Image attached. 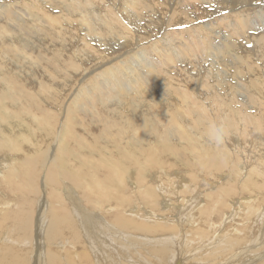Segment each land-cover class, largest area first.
I'll return each instance as SVG.
<instances>
[{"label": "bare ground", "instance_id": "6f19581e", "mask_svg": "<svg viewBox=\"0 0 264 264\" xmlns=\"http://www.w3.org/2000/svg\"><path fill=\"white\" fill-rule=\"evenodd\" d=\"M47 1L49 3L55 5L57 8L59 7V9H60L59 11L61 12V15H59V18L57 20L55 18H52L51 16H50V19L54 23L58 24V27H60V26L62 27L63 25H66L67 22L64 20V18L69 17V16H67V13H69V12L66 13V11L71 10L74 7V5H72L70 2H66V1L63 2V0H47ZM92 1H94V0H92ZM144 1H146V0H144ZM211 1H216V0H178L177 4H179V6H181L180 8L184 11V13H185V11H189L190 13H192V12H195V13L200 12L201 13L203 11H207L206 7H207V5H209V3H211ZM223 1L227 2V0H223ZM232 1L230 2V4L232 3ZM258 1L261 2V0H258ZM76 2H78V1H76ZM89 2H91V1H89ZM136 2L139 3L141 1L140 0H132L131 3L128 2V4H130V6L133 5L132 8H134V4ZM147 2L151 3V0L147 1ZM154 2H156V1H153V3ZM159 2H156V5ZM30 3H31L30 0L29 1L26 0L24 2V5L27 6V8H28V5ZM32 3L33 4H39V0H32ZM110 3H112V2H110ZM122 3L124 4V2H122ZM142 3H144V2H142ZM168 3L169 4H167V5H170L169 6L170 8H175L176 10L178 8V11H181L177 4L176 5L178 7H174L173 4H171V0H168ZM242 3L243 4L246 3L247 8H250L249 5H252V2L250 0H243ZM1 4L5 5V3H0V12H6L7 11L10 14H12L11 12L15 13V9L14 8H13L14 10L11 9V6H13V7L16 6L14 3L10 2L9 6L8 5L1 6ZM135 5H137V4H135ZM96 6H98V5H96ZM96 6H95V8H96ZM123 6L125 7V5H123ZM159 6H158V8H159ZM112 7H113V5H112ZM85 8H86V6L84 7L83 10H85ZM135 8H137V7H135ZM247 8H245L244 10L247 11ZM25 9H26V7H25ZM91 9H93V8H91ZM125 9L127 10V8H125ZM122 10H123V7H122ZM236 10H238V8ZM26 11H28V10H26ZM90 11L92 13V11L94 12V9L90 10ZM108 11H109V9H108ZM250 11H251V9H250ZM250 11H247L246 15L243 13V10L238 11L237 13H233V15H231V16H230V14L222 15V17L219 20L215 21L216 25L211 26L209 29L206 28L203 24H201V25L199 24V25H193V28L191 26L185 27V28H187L186 30H189V31H184V29L178 31V28H175L173 26V24L174 25L180 24V23H182V21L174 22L171 20V22H170L171 24L174 22L172 25L169 24L168 22L165 24L162 23L165 25L166 30H168V29L171 30L170 31L171 33H177L179 35H182L183 33L187 32L189 34L187 36H189V37H187L186 40H189V41L186 42L187 44L184 46L182 44H179V45L176 44L178 47L181 46L183 48V49H179V50L177 49L178 51L175 48H174V51H169L168 48L161 49L160 47H162L163 45H160V43H157L155 41H152V42L150 41V43L147 45L143 44L144 46H142L140 49L144 50V51H140L139 53L146 54V57H147L146 60L147 61H146V63H145V61L143 63L146 64L144 66L147 67L149 70V74L151 76V78L149 80H152L153 82H155L157 84L159 83L160 86H168L172 82V77L168 74L169 65L175 63V61H176L175 60L176 57L174 55V52H176L180 55L186 56V57H193V56H195L196 53L206 52V50L209 51L210 49H212L210 37H214V29L232 26L233 24H236L237 26L233 28L232 32L226 34L227 37H224L223 41H220L219 45L216 46L215 49L220 54L221 57H226L228 59L227 62H223V66H224V68H226V70L225 69L224 70L226 72L233 70L232 72H230L231 76L234 79H236V78L241 79V75H242L241 67H242V65L245 64L247 67H250V68H254V65L253 64L248 65V64H250L249 57H246L243 54H241L239 57L233 56L230 53V48H231L232 44L229 43L227 40L230 37L237 38L241 34L240 31L238 30L239 24L242 21L248 19L247 15L250 13ZM122 12H124V11H122ZM130 12L131 11H129V13ZM203 13H206V12H203ZM262 13H264V12H262ZM85 14H87V12ZM106 14H107V12H106ZM112 15L110 16L113 18L112 21L116 20L115 19L116 15L115 16H114V14H112ZM128 15L130 16V14H128ZM128 15L126 14V16H128ZM133 15H135V16H132V19L135 22L139 18H141V16L144 15L143 8L140 7L138 10H135ZM35 16H36V14H35ZM86 16H88V15H86ZM160 16H158V17H160ZM93 17H95V16H93ZM147 17H148V15H147ZM16 18H18V17H16ZM61 18L63 20H60ZM80 18H82V17H80ZM126 18L124 17L122 21L127 20V22H128L129 17L127 19ZM162 18H164V17H162ZM142 19H144V17H142ZM168 19H169V17H168ZM170 19H173V18L171 17ZM47 20H48V18H47ZM153 20H155V19H153ZM43 21H46V20L44 19ZM161 21H163V20H161ZM107 22H109V21H107ZM150 22L152 23V21H150ZM163 22H165V21H163ZM185 22H189V21H187V19H186ZM131 23H133V22H131ZM103 24H106V23H103ZM113 24H115V23H113ZM50 26L52 27L54 25H50ZM134 26H136V25H134ZM61 27H60V29H61ZM112 27H114V25ZM188 27H191V28H188ZM54 28H56V27H54ZM87 28H88L87 30L92 32V35L94 34V36H97V38H98L100 32L98 30L97 31L99 33L93 32V31H96L95 30L96 27L94 29H92V26L90 24ZM118 28H120V27L118 26ZM104 29H105V30H103L104 36L108 37L109 35L112 34V28L109 26V23H108V25H106V28H104ZM122 29L124 31V36H125L126 42H127L128 38L131 37V36H129V35H131V34H129L130 31L128 30V32H127L125 28H122ZM129 29H131V28L129 27ZM22 30L25 32L28 29L25 28ZM114 30H116V29H114ZM143 30L145 31L146 29H143ZM7 31L8 30L5 29V27L3 29L2 26H0V177H1L0 185H2V189H3V191H0V264H200L197 260V249H202V248H203V250L200 251V258L202 260L201 264H207V263L208 264H226L224 262H218L217 261V255H216V254H218V256L219 255L224 256L228 250L227 244H224V245L222 244V237H224L225 239H233L236 237H241V238L245 239L247 235L248 236L253 235V237L255 235L264 236L263 235L264 226L262 223H260L258 225H257V223H254L255 226L252 228L239 227L240 225L242 226V224H240L242 221L240 219H238L236 217V215L240 211L241 204H236V205L231 206L230 211L228 213L224 214L225 216L223 219L220 220V218H219L218 222L217 221L213 222L210 220V216L205 217V215H206L205 212L208 213V210L206 209L207 204H203L202 206L197 207L199 200H201V199H199V200H193L192 201L193 202L192 209L193 208L195 209V207L199 208L198 212L194 215V217L196 219H193L194 217L191 215V210L189 213H187V209H185V211H183L184 213L186 212L184 217L186 218L187 216H189V217H187L189 219L191 216V219H190V221H188L185 218H183V220L185 219L192 226L191 227L189 225L191 227V231L189 234H192L191 236H193V237H195L194 235L197 234L198 237H200V239L197 237L199 239V241H196L197 245L200 242H202V240H203L205 245H202L200 248H197V245L194 248L190 247L191 245L192 246L195 245V243L193 241L192 242L194 244L193 243L191 244L190 242L188 243L190 237L188 238V241L185 242L186 239H184V238L186 237L185 235L187 232H184L185 226L183 227L182 225H180V221L178 220V219H180V215H183V212L180 211V213L175 218L176 220L174 218H173V221L162 220L164 217L162 218L160 215L157 214V211L153 210V209L161 210L158 207L159 206L158 205V198H157L156 192L154 191L155 190L154 186L148 185L147 179L144 176L145 174H147V172L144 170L148 167H149V169H150V167H157V168L161 169V168H164L165 166H168V168L173 169L175 167L178 168L179 166L180 167H182V166H190L191 167L192 166V161L191 162L188 161V160H190V158L187 160L185 157V159H184V155L182 156L183 162H181L182 158H181L180 154L184 152L183 149H185V148H184V146L179 144L181 142L179 141L180 139H178V137L181 138V132L182 131L186 132V131L190 130V132L193 135L198 133L199 134L198 137L200 138L199 139L200 142H203V143L206 142L205 140L203 141L201 136L202 135L206 136V128H208V127L203 126V128L201 130H197L193 126L187 125L189 127V130L185 129V123H184L185 120L178 118L179 108L182 109L185 113H187L188 119L190 121H192L193 124H196V127H198L199 125H204V123L199 124L200 121H206L208 123V125L213 121H224V122H226L228 129L235 128L237 131L240 132V133H238L236 131L235 133H238V135H241L245 138L246 146H247V142L252 143V141H254V140L257 142H262V140L259 137H257V135L253 134V129L249 130L248 128H243L246 121H247V117H246V115L239 112V110H237L234 107L233 99L235 98L236 90L232 87L233 85L229 81L219 79V78L215 79L214 85L222 87V88H227L230 92V97H228L227 99H224L225 97H223L221 102L217 105L216 101L220 98V96H217V95L211 96L210 99L213 100L217 105L216 115L215 116L207 115V111L205 108L207 105H205L203 102H201L198 99V97L193 95V93L190 91L189 83H185L184 85H182L185 88V90L183 91L182 94H179V96H180L179 103L181 105L178 107V105L176 103H174V101H165V100H161L158 97L152 101L148 100L149 99L148 95L143 90L145 87L144 78L141 77L139 72H135L134 73V81L131 83V86L133 88H137L139 91L135 96L129 97L127 95V93H128V89L126 88L127 86L125 84H123L122 82H120V84H118V82H115V81L112 82V79H111V78H113L115 80L117 78V73L123 69L122 66L119 65L120 62H122V60H117V61H119V62H117L118 63L117 65H116V63H115V65L112 63V64L105 66V68L100 70L99 73L97 71L98 77H95V79H93L92 81L91 80L89 82L87 81L88 83H86V85L84 84L83 87H79L77 89L76 93L74 94V97L71 98L72 100L70 101V106H67V108L69 107L67 110L68 115H66L65 119H63V117H64V115H63V117H61L62 120H60V124L58 125L57 122L59 121V119H58L59 116L56 114L54 115V113H51L50 110H47L45 108V106H44L45 100L42 97H40L41 95H37V93H36L37 89H36V91H34L32 89L33 85L31 86V84L25 85V84H19L18 83L20 78H21L20 73L18 71L19 66H21L19 64H21V60H27L28 61L27 57H26V59L24 58L25 55H23L24 53H22V51L27 50L24 45H28V41H30V40L24 38V36L26 34L21 32V31H16L15 33H12L11 35H9V33L6 34L5 32H7ZM61 31H62V29H61ZM66 31H68V30H66ZM138 31H140V30H138ZM44 32L47 33V35H46L47 39L48 38L53 39V37H54L53 32L54 31L52 32L51 30H48L46 32V30H45ZM170 32L168 33V35H170ZM72 33H73V31H72ZM88 33L87 34L84 33V34L87 36ZM137 33H138V36L143 37V33L142 34L140 33L141 35H139V32H137ZM151 33H154V31H152ZM28 34H30V31L28 32ZM243 34L245 35V32H243ZM31 35L33 37L36 36L33 33ZM133 35H134V33H133ZM165 35H167V31H166ZM168 35L166 37H169ZM70 36H71V34H70ZM82 36H84V35H82ZM137 38H139V37H137ZM149 38H150V36H149ZM184 38H186V37H184L182 35L180 40L182 41V40H184ZM255 38H256L255 40H259L262 43L264 41V35H262V34H261V36L255 37ZM75 39H76V37H75ZM100 39H99V43H100ZM135 39L136 38H133V40H135ZM31 40H33V38ZM68 40L70 41V39H68ZM92 40H93V38H92ZM121 40L123 42L125 41L124 39H121ZM138 40L140 41L141 39H138ZM160 40H162V39H160ZM165 40L167 41L166 38H165ZM41 41H42V38H41ZM14 42H16V43H14ZM158 42H159V40H158ZM261 42H259V45ZM32 43H34V42L32 41ZM41 43H43V42H41ZM114 43H116V42H114ZM132 43H133V41H132ZM174 43H173V45H174ZM262 43H261V45H262ZM85 44H84V46H85ZM117 44H120V43H117ZM138 44L139 43L137 42V46H138ZM50 45H52L51 41H50ZM129 45H130V43H129ZM133 45H135V44L133 43ZM47 46H49V45H47ZM52 46H54V44ZM86 46H91V44L86 45ZM99 46H100V44H99ZM111 46L112 45H110V47ZM126 46H124V48H126ZM130 46L132 47V45H130ZM91 48L94 49V47H91ZM91 48H90V50H91ZM96 48H98V47H96ZM159 48H160V50H159ZM43 49H44V47H43ZM98 49H100V48H98ZM107 49H109V48H107ZM62 50H63V48H62ZM79 50H82V49L79 48ZM79 50H78V52H79ZM41 51H42V49H41ZM41 51H39V53ZM86 51H87V48H86ZM109 51L111 52V50H108L106 52L104 51V53L102 51V54L107 55L109 53ZM119 51H121V50H119ZM48 52H49V54H52V52L51 53H50V51H48ZM56 52H54V53H56ZM88 52H90V51H88ZM100 52H101V50H100ZM115 52H117V54H119L118 51H115ZM94 53H96V52H94ZM137 53H134V56H136L135 54H137ZM68 54L70 55L72 53L70 52ZM45 55H46V53H45ZM69 55H68V57H70ZM77 55H78V53H77ZM93 56H95V55H93ZM111 56H113V55H111ZM152 56H156V57H154V59L155 60L157 59L158 63H155V60L152 58ZM84 57L82 59H84ZM39 58H41V57H38V59ZM44 58H46V57H44ZM47 58H49V60H50V57H47ZM123 58L124 57H122V59ZM94 59H96V56ZM110 60H112V59H110ZM157 60H156V62H157ZM41 61H39V62H41ZM74 61H75V59H74ZM100 61H103V60H100ZM75 62H77V61H75ZM84 62H87V61L85 60ZM126 62H124V63H126ZM133 62H134V60L132 62H130V64H132ZM98 63H100V62H98ZM103 63H104V61H103ZM124 63H122V64H124ZM98 66H99V64H98ZM74 67H75V65H73V68ZM100 67L102 68V66H100ZM26 68H27V66H26ZM75 68H77V67H75ZM83 68L87 69V67H83ZM55 69H57V68H55ZM55 69H53V70L55 71ZM59 70H62V69H59ZM34 71H36V70H33V72ZM48 71H49V74H51L50 71H52V70H48ZM54 71L52 73H54ZM86 71L88 72V69ZM88 74H90V73H88ZM144 74H146V73H144ZM43 75H45V74H43ZM164 75L167 76V78L169 79V84H167L168 79L166 81H164L162 79ZM261 75H262V72L260 71V76ZM88 76H90V75H88ZM88 76H86V77H88ZM23 77H25V76L23 75ZM90 77H92V75ZM31 78H33V77H31ZM39 78H41V77H39ZM47 78L49 79V77H47ZM35 79H36V77H35ZM37 79H38V77H37ZM48 79H46V80H48ZM104 81H106L110 85L113 84L112 87L108 88L107 93H110L111 95L117 94V93H119V94H118L116 99L112 100V103L114 102V105H115V106H113L114 107L113 112L106 110L108 107V106H106V104H105V107H106L105 110L106 111L104 110L102 112V114H101V112L97 111V112H99L98 115L104 116L103 119H101V118L99 119V121L101 122V125H103V126L100 128V126L98 124H96L94 128H95L96 132H98V134L99 133H103V134L101 135V137L99 136V138H97V136H96V138H93V141L96 139L95 142L97 144L96 143L91 144V143H89L88 140H86V137L83 136L82 129H81V131L78 130L77 128L75 129L77 124H74L75 122H72V118H73V114H74L73 112L76 111L77 108L82 107L81 104L87 102L88 100H93L95 97V94H94L95 91H99L102 88H106L104 86V83H103ZM250 82L252 83V85H251L252 90H249V91H251L252 97H254L255 99L253 100V98L249 96L248 99H244L242 102L245 106H248L251 104V105H254L258 110H262V109H264V107H261V106H264V98H263V100H259L257 98L260 94L264 95V83L261 82L260 77H256V78L252 79ZM50 83H51V81H50ZM50 83H48V84H50ZM239 83L242 84L241 80ZM35 86H37V84ZM43 86H45V85H43ZM39 88H38L39 89L38 92H40V91L42 92V90L44 89L41 86H39ZM21 97H23L26 100V101L24 100L25 106L27 105L29 107L30 106L33 107L31 109L34 112H39L40 114L38 116H34L33 114L30 115L26 111V109L28 110L29 107L28 108L25 107L26 109H23V107H22V106H24L23 103H22V105L19 106V103L23 99ZM55 97H54L55 101L58 99L59 104H61L64 101V97H58L57 94L55 95ZM90 98H92V99H90ZM97 99H98L97 102H99L100 105H103V103L105 102V100H103L102 97H97ZM172 102L174 104H172ZM171 105H177L176 109H174V106H171ZM52 111H54V110H52ZM150 112H152L151 116L149 114ZM164 112L168 115V117L164 116ZM71 113H73V114H71ZM174 114H176V115L174 116ZM28 115H29V117H32L31 119H29L31 123L38 121V120L46 119V118L48 120V118L54 117V120H53L54 124L55 125L57 124L62 129V130L60 129L61 130L60 135L59 134L57 135L55 144H57V146L60 147V153L61 154L62 153L67 154V159L69 161L62 162V160L61 161L58 160L59 156H56V155H55L56 157H54L53 159H51L52 156L51 157L46 156L47 155L46 153L48 151V145L50 144L51 140L54 138L53 137V130H51L50 132H46V130H45L46 125H45L41 129L37 130L36 134H34V136H33L32 131L34 130V127L35 128L37 127V123L34 125L32 124L34 126L33 128L30 127L29 122H26L27 121L26 118H28L27 117ZM55 117L57 118V120L55 119ZM79 118H80V116H79ZM251 118H252V116L249 115L248 120H251ZM80 121H82V120H80ZM50 122H51V120H50ZM47 127H49V126H47ZM94 128H92L93 131H94ZM83 129L86 130L87 128L84 127ZM88 129H89V127H88ZM258 129L264 131V127H259ZM116 131H117L118 135L115 134ZM110 132H111V135L106 136V133H110ZM86 135L87 136L88 135L95 136L94 133L92 134L91 132L87 133ZM193 135H191V134L189 135V133L186 132L187 143H188L189 147H191V146L194 147L193 143L196 141L195 138H198V137H195L196 135L194 136L195 137L194 138ZM60 136H61V138L59 139ZM66 137H68L71 140V141H69V143H72V148L75 145V150H76L75 153H72V151H71L72 148H69L70 146L69 147L67 146L68 139ZM115 137L120 138V141H117V140L109 141V138H115ZM183 137H185V133H184ZM88 138H89V136H88ZM184 141H186V140H184ZM198 143H199V141H198ZM254 143L255 142H253L252 144H254ZM237 144H243V142H240V143L233 142V143L229 144V146L231 148L236 149L235 147ZM262 144H263V142H262ZM196 145H197V142H196ZM53 146H55V145H53ZM226 146H228V145H226ZM257 147H259V146H257ZM231 148H230V150H231ZM57 149H59V148H57ZM189 149H191V148H189ZM197 150H194L195 152L197 151L196 155H195V158L197 157V159H195L192 156L195 159V160H193V162L198 160L199 163L197 162L198 164H196V166L200 167V169L202 167L203 171L207 168L209 169V167H211L212 169H216V170L217 169L219 170L222 167H228V168H230V170H229L230 173H231V171L235 173V168L233 167V165L231 166L228 162V161H230V155H229V149H227V147H223V148H214L213 147V148H211L210 146L205 147V145L199 144ZM236 150L234 151V153L236 152ZM246 150H247V147H246ZM4 151L5 152L9 151V152H13V153L17 154L18 155V158L16 156L17 164H14L13 163L14 161H12V162L9 161L8 163L3 161L4 156L5 157L8 156L7 154L4 153ZM3 153L5 154L4 156L2 155ZM58 153L59 152H57L56 154H58ZM232 153H233V151H232ZM94 155H96V156H94ZM113 156H115V157L113 158ZM62 157H63V155H61L60 158H62ZM48 158H49V160H46ZM246 158H247V154H246ZM93 160L95 161L94 163H93ZM242 162H244V161H242ZM248 162L250 163L249 164V171H251L252 173L248 177L246 175L247 183L249 186L256 188V187L262 185V183L259 180H257V178L260 179L262 177L261 169H263L262 167H264V166H262L261 169H260V167H254L253 163H251V159H245L246 167L248 166L247 165ZM194 163H196V162H194ZM243 165H244V163H243ZM132 166H134V167L137 166V167H135L137 169V178H135L136 181L133 179V177H132V179L130 178L131 175H133V174H131L129 172L130 171L133 172V170H130L129 168ZM190 167H187V169ZM43 169H46V173H43L44 174L43 180L45 181V183H42L41 186H43L44 184H47L50 186L52 191H50L48 193L45 191V189L39 190V187H38L39 196L37 197L36 193H35V189H37L36 180L40 176L41 170L43 171ZM102 169L105 170L107 173L106 174L101 173ZM171 169H170V171H173ZM224 169H226V168H224ZM192 170H193V168H192ZM198 170H197V172H198ZM241 170H243V169H241ZM193 171H196V170H193ZM229 171H227V173ZM162 172H165V171L163 170ZM162 172H161V174L163 176H165L166 174H163ZM168 172H169V170H168ZM213 172L215 173V171H213ZM222 172H223V170H222ZM206 173L207 172H205V175H206ZM224 173H226V172H224ZM194 174L198 175L199 172L198 173L194 172ZM199 175H201V174H199ZM240 175H241V173H240ZM231 176H232V174H231ZM166 178H169V177H166ZM225 179H226V177H225ZM63 182L65 184H67L66 187H62L64 185ZM129 184H131L133 189H134V187L137 186L138 195L136 196V198H134L132 196L133 194L131 195V193L129 194V193L125 192L126 189L128 188L127 185H129ZM70 185H71V187H70ZM142 186L144 188H142ZM4 187H5V189H4ZM181 187H186V183H181L180 188ZM8 188H9V191L11 193L9 192L8 194L7 193L5 194L4 192L7 191ZM186 188L189 189L190 186H188ZM132 192H133V190H132ZM160 192H162V191H160ZM229 192H232V189H230L229 187H225L224 193L226 194ZM47 193H48V195H47ZM75 193L77 194V197L75 196L76 195ZM61 194L63 195V199H62ZM134 194H135V191H134ZM42 195H43V197H42ZM158 197H160V196H158ZM34 198H35V202L33 205V199ZM81 198L83 199L86 206H88V208H84V206L82 207L80 204H78V203H81V201H82ZM47 199L50 200L51 205H49ZM136 200H139L142 205L145 203V205H143V206L149 208L150 211H141L142 213H139L138 209L140 208V206L136 203ZM67 201L71 202L73 206L69 205V203H67ZM11 203L15 204V206H16L15 209H11ZM215 203L222 204V200L217 201ZM61 204H63V207L60 206ZM159 204H160V202H159ZM176 204H177V202H176ZM32 205H33V209H32L33 215L31 216V219L29 220V218L26 217L27 216L26 213L30 212ZM165 205L166 204L164 203L163 206H161L162 209H164V210L168 207ZM41 206H42V209L37 214L36 212L38 209L41 208ZM169 206L172 207L173 205L171 206V204H170ZM186 207H187V205H186ZM263 211H264V209H263ZM97 213H99L102 216V218H100V216H98ZM257 215H259V213ZM237 216H239V215H237ZM229 218H231L234 221V223L236 224V226L239 227L240 229H237L235 232H230V231L227 232L230 227L232 228V226L230 224L231 220H229ZM195 221H197V224H195ZM166 223H168V224H166ZM175 224H177L178 227L175 226ZM183 224L186 225L185 223H183ZM193 224H195V225H193ZM248 224H250V222ZM190 227H188V229ZM209 230H212L213 233L216 232V230H217V234L220 233L221 235L214 236L211 232H209ZM134 233H136V235H134ZM192 239L195 241V238H192ZM229 241L230 240H228V242ZM187 245H188V247H187ZM189 247L191 249H189ZM263 253H264V251H263ZM263 257H264V254L260 255L256 259H262ZM232 263L233 264H236V263L246 264L241 260V256H235L230 264H232Z\"/></svg>", "mask_w": 264, "mask_h": 264}, {"label": "rangeland", "instance_id": "374dc122", "mask_svg": "<svg viewBox=\"0 0 264 264\" xmlns=\"http://www.w3.org/2000/svg\"><path fill=\"white\" fill-rule=\"evenodd\" d=\"M25 1L26 0H1L0 3H5V5L1 4V6H6V5L9 6L10 2H12L14 4L16 2L17 3L15 4L16 5L15 7L11 6V9H13V8L15 9V13L11 12L12 14H10L6 10H5L6 12H0V26H2L3 29L5 27V29L8 30L7 32H5L6 34L9 33V35H11L12 33H15L16 31H21V32L26 34L24 36V38L30 40V41L27 40L28 45H24L27 50L22 51V53H24L23 55H25L24 58L26 59V57H27L28 61L27 60H21V64H19L21 66H19L18 71L20 73L21 78H20L18 83L19 84H25V85L31 84V86L33 85L32 89L34 91H36V89H37V92H36L37 95H41L40 97H42L45 100L44 101L45 108L47 110H50L51 113H54V115L56 114L59 116V118H58L59 121L57 122L58 125L60 124V120H62L61 117H63V115H64L63 119H65L66 115H68L67 110L69 107L67 108V106H70V101L72 100L71 98L74 97V94L76 93L77 89L79 87H83L84 84L86 85V83H88L90 80L92 81L93 79H95V77H98L97 74L100 72V70L105 68V66L112 64V63L114 65L116 63V65H117L118 64L117 62H119L117 60H122V62H120L119 65L122 66L123 69L117 73V78L115 80L113 78H111V79H112V82L115 81V82H118V84H120V82H122L123 84H125L127 86L126 88L128 89L127 95L129 97L135 96L139 91L137 88H133L131 86V83L134 81V73L135 72H139L141 77L144 78L145 87L143 90L148 95V98H149L148 100L152 101L158 97L161 100L174 101V103H176L178 105V107L181 105L179 103V101H180L179 94H182L183 91L185 90V88L182 85H184L185 83H189L190 91L193 93V95L198 97V99L201 102H203L205 105H207L205 107L206 111H207V115L215 116L216 110H217V105L221 102L222 98L225 97L224 99H227L228 97H230V92L227 88H222V87L214 85L215 79L219 78V79L229 81L233 85L232 87L236 90V95H235V98L233 99V101H234L233 105L237 110H239V112L243 113L247 117V121H246L243 128H248L249 130L253 129V134L257 135V137H259L262 140L263 144H262V142H257L254 140V141H252V143L255 142L254 144L247 142V146H246L245 138L241 135H238V133H240V132L237 131L235 128L229 129V134H228L224 144L222 145V147L221 146L217 147V146H215V144L213 145V143L208 139L207 135L201 136L203 141L205 140L206 142H204V143L200 142V140H199L200 138L198 137L199 134L198 133L195 134L196 136L193 135L190 132L189 127L187 125H191L194 128H196L197 130H201L203 128V126L208 127V123L206 121H200L199 124L204 123V125H199L198 127H196V124H193V122L188 119L187 113H185L182 109L179 108V116L181 118L179 116H178V118L185 120L184 121L185 129L189 130L186 132H188L189 135L190 134L193 135V137L194 136L198 137V138L194 137L196 140L193 143L194 147L193 146L189 147L188 143H187L186 132H183V131L181 132V138L178 137V139H180L179 141L181 142L179 144L184 146L185 149H183L184 152L181 153L180 156L182 158V156L184 155V159L186 157L187 160L190 158V160H188V161L189 162L192 161L191 167L193 168V170H196V171H193L190 166H182V167L179 166L178 168L175 167L173 169L168 168V166H165L164 168H161V169L157 168V167H150V169H149V167H148L144 170L147 172V174H145L144 176L147 179V184L150 186H154V189H155L154 191L156 192V195L158 198V205H159L158 207L161 209V210H157V209H153V210L157 211V214L160 215L162 218L164 217L162 219L164 221L165 220L166 221L167 220L173 221V218L175 219L176 216L180 213V211L183 212V211H185V209H187V213H189L191 210V215L194 217V215L198 212V209H199L197 207L202 206L203 204H207L206 209L208 210V213L205 212V214H206L205 217L210 216L211 221H213V222L217 221L218 222L219 218H220V220L223 219L225 216L224 214H226L230 211L231 206L236 205V204H241L240 211L237 214L239 216L236 215V217L242 221L240 223V224H242V226L240 225L239 227L252 228L255 226L254 223H257V225L262 223L264 226V211H263V209H264V172H263L264 167H262V166H264V147H263L264 146V131L258 129L259 127H264V109L258 110L254 105H251V104L248 106H245L242 102L244 99H248L249 96L252 97V93H251V91H249V90H252V88H251L252 83L250 82L252 79H254L256 77H260L261 82L264 83V41L262 43L259 40H255L256 39L255 37H259V36H261V34L264 35V15H263L264 13H262V12H264V10H263L264 9V2H263L264 0H261V2L258 0H250L252 2V5H249L250 8H247L246 3H244V4L242 3L243 0H233V1L227 0V2L223 1V0L211 1V3H209V5H207V7H206L207 11H203L206 13L201 12L202 14L200 12L190 13L189 11H185V13H184V11L180 8L181 6H179V4H177L178 0H171V4H173L174 7L179 6V9L181 11H178V8H177V10L175 8H170L169 7L170 5H167V4H169L168 0H151L152 4L150 2H147L150 0H146V1L140 0L141 2L135 3L138 6L134 4V8H132L133 5L130 6V4H128V2L131 3L132 0H125V1L124 0H120V1L119 0H96L97 2L95 0L94 1H92V0H76L78 2H76L75 0H70V1L69 0H63V2H65V1L70 2L72 5H74V7L71 10L66 11V13L69 12V13H67V16H69V17L64 18V20L67 22L66 25H63L62 27L60 26L62 31H61L60 27H58V24L54 23L50 19V16L52 18H55L56 20L59 18V15H61V12L59 11L60 10L59 7L57 8L55 5L49 3L47 0H43V1L39 0L40 5L39 4H33L32 0H30L31 3L28 5V8H27V6L24 5ZM27 1H29V0H27ZM89 1H91V2H89ZM153 1H156V2L160 1L161 3L159 2L156 5V2H154L155 3L154 4ZM231 1H232V3H231L232 5L230 4ZM92 2L93 3L95 2L94 3L95 5ZM110 2H112V3H110ZM122 2H124V4ZM142 2H144V3H142ZM96 5H98L99 7ZM112 5H113V7H112ZM123 5H125V7ZM85 6H86L85 10H83ZM95 6H96V8H95ZM158 6H159V8H158ZM25 7H26V9H25ZM122 7H123V10H122ZM135 7H137V8H135ZM138 7L143 8L144 15L141 16V18L138 17L139 19L134 22V20L132 19V16H135V15H133V13L135 10L139 9ZM236 7L238 8V10H236L237 9ZM91 8L94 9V12L92 11L93 14L90 11V10H93ZM125 8H127V10ZM245 8H247V11H250V9H251V11L247 15L248 19L242 21L239 24L238 30L240 31L241 34L237 38L230 37L227 40L229 43L232 44V46L230 48V53L233 56L239 57L241 54H243L246 57H249L250 64H248V65H252V64L254 65V68L247 67L245 64L242 65V67H241V69H242L241 79H237V78L234 79L231 76L230 72H232L233 70L229 71V72L225 71L226 68H224L223 62H227L228 59L226 57H221L220 54L215 49V47L219 45L220 41H223L224 37H227L226 34L232 32L233 28L237 26L236 24H233L232 26L214 29V37H210L212 49H210L209 51L206 50V52L196 53L195 56H193V57H186V56H183V55H180V54L174 52V55L176 57V59H175L176 61H175V63L170 64L169 69H168V74L172 77V82L169 84V79L165 75L162 78L164 81H166L168 79L167 80V84H169L168 86H160L159 83L157 84V83L153 82L152 80H149L151 78V76L149 74V70L147 67L144 66V65H146L145 63L147 61L146 60L147 59L146 54L139 53L140 51H144V50L140 49L142 46L149 44L150 41L151 42L155 41L157 43H160V45H163L162 47H160L161 49L168 48L169 51H174V48L176 50L177 49L178 50L183 49L181 46L178 47L177 45L182 44L184 46L187 44L186 42L189 41V40H186L187 37H189V36H187V35H189L187 32L182 34L186 38H184V40L181 41L180 38L182 35H179L177 33H171L170 29L166 30L165 25H164L165 23L168 22L169 24H171L170 23L171 20L174 22L182 21V23L176 24V25L173 24L174 22L172 23L175 28H178V31L183 30V29H184V31H189V30H186L187 28H185V27L191 26L193 28V25H199V24L200 25L203 24L206 28L209 29L211 26L216 25L215 21L219 20L222 17V15L230 14V16H231V15H233V13H237L238 11H241V10H243V13L246 15L247 11L244 10ZM108 9H109V11H108ZM26 10H28V11H26ZM105 11L107 12L108 15L106 14ZM122 11H124V12H122ZM129 11H131V12L133 11V12L129 13ZM86 12H87V14H85ZM159 12L160 13L162 12V13L160 14ZM111 13L114 14V16L116 15L115 16L116 20L112 21L113 18L110 17L112 15ZM35 14H36V16H35ZM126 14L127 15L130 14V16L129 15L126 16ZM86 15H88L89 17ZM147 15H148V17H147ZM93 16H95V17H93ZM158 16H160V17H158ZM16 17H18V18H16ZM80 17H82L83 19ZM124 17L125 18L129 17L128 20L130 22L129 21L127 22V20L122 21ZM142 17H144V19H142ZM162 17H164V18H162ZM168 17H169V19H168ZM171 17L173 19H170ZM47 18H48V20H47ZM44 19L46 21H43ZM153 19H155V20H153ZM186 19L189 22H185ZM60 20H63V19L61 18ZM149 20L152 21V23ZM161 20H163L165 22H163ZM107 21H109V22H107ZM112 22L115 24H113ZM131 22H133V23H131ZM103 23H106V24H103ZM108 23H109V26L112 28V34L109 35L108 37H106V36H104L103 30H105L104 28H106V25H108ZM162 23H164V24H162ZM90 24L92 26V29H94L96 27L95 28L96 31H93L94 33H99V32L101 33L102 32L101 33L102 35L99 33L98 38H97V36H94V34L92 35V32L87 30L88 29L87 27ZM112 24L114 25V27L115 26L116 27L115 28L112 27L113 26ZM50 25H54V26L51 27ZM134 25H136V26H134ZM118 26L120 28H118ZM54 27H56V28H54ZM129 27L132 30L129 29ZM191 27H188V28H191ZM25 28L28 30L24 32L22 29H25ZM113 28L116 30H114ZM122 28H125L127 32H128V30L130 31L129 34H131V35H129V36H131V37L128 38L127 42H126V38L124 36V31ZM143 29H146V30L144 31ZM45 30H46V32L48 30H51L52 32L54 31L53 32V36H54L53 39L52 38L47 39V37H46L47 33L44 32ZM66 30H68V31H66ZM138 30H140V31H138ZM29 31H30V34H28ZM72 31H73V33H72ZM131 31L134 33V35ZM152 31H154V33H151ZM166 31H167V35L170 32V35H168L169 37H166L167 36V35H165ZM137 32H139V35H141L143 33V37L138 36ZM243 32H245V35L243 34ZM32 33L35 34L36 36L33 37L31 35ZM84 33L85 34L88 33V35L86 36ZM70 34H71V36H70ZM82 35H84V36H82ZM149 36L151 39L149 38ZM75 37H76V39H75ZM137 37H139V38H137ZM32 38H33V40H31ZM41 38H42V41H41ZM92 38H93V40H92ZM120 38L124 39L125 41L123 42ZM133 38H136V39L133 40ZM165 38L167 39V41L165 40ZM68 39H70V41ZM99 39H100V43H99ZM138 39H141V40L139 41ZM160 39H162V40H160ZM131 40L133 41V43L135 45H133ZM158 40H159V42H158ZM32 41L34 43H32ZM50 41H51L52 45L54 44V46L50 45ZM41 42H43V43H41ZM114 42H116V43H114ZM137 42L139 43L138 46H137ZM259 42H261L262 45H261V43L259 45ZM14 43H16V42H14ZM117 43H120V44H117ZM129 43H130V45H132V47L129 45ZM173 43H174V45H173ZM84 44H85V46H84ZM90 44H91V46H86V45H90ZM99 44H100V46H99ZM47 45H49V46H47ZM110 45H112V46L110 47ZM95 46L100 48V49L96 48ZM124 46H126V48H124ZM43 47H44V49H43ZM45 47L46 48L48 47L47 48L48 50ZM89 47L90 48L94 47V49L91 48V50H92L91 51ZM62 48H63V50H62ZM79 48L82 50H79ZM86 48H87V51H86ZM107 48H109V49H107ZM160 48H159V50H160ZM41 49H42V51H41ZM78 50L80 53L78 52ZM100 50H101V52H100ZM108 50H111V52L109 51V53L107 55L102 54V51L104 53V51L106 52ZM119 50H121V51H119ZM39 51H41V52L39 53ZM48 51H50V53L52 52V54H49ZM88 51H90V52H88ZM93 51L96 53H94ZM115 51H118L119 54H117V52H115ZM54 52H56V53H54ZM70 52L72 54L69 55L68 53H70ZM45 53H46V55H45ZM77 53H78V55H77ZM134 53H137V54H135L136 56H134ZM110 54L113 56H111ZM68 55L70 57H68ZM93 55L96 56V59H94L95 56H93ZM38 57H41L42 59L41 58L38 59ZM44 57H46V58H44ZM47 57H50V60ZM83 57H84V59H82ZM122 57H124V58L122 59ZM154 57H156V56H152L153 59H154ZM74 59L77 62H75ZM110 59H112V60H110ZM132 59L134 60V62L132 64H130V62L133 61ZM85 60L87 62H84ZM100 60H103L104 63H103V61H100ZM156 60H155V63H158V60H157V62H156ZM39 61H41V62H39ZM135 61L136 62L138 61V62L136 63ZM144 61H145V63H143ZM98 62H100V63H98ZM124 62H126V63H124ZM122 63H124V64H122ZM98 64H99V66H98ZM73 65H75V67H77V68H75V67L73 68ZM26 66H27V68H26ZM100 66H102V68ZM83 67H87L88 72L86 71L87 69H85ZM55 68H57V69H55ZM47 69L52 70V71H50L51 74H49V71ZM53 69H55V71ZM59 69H62V70H59ZM33 70H36V71L33 72ZM53 71H54V73H52ZM97 71H98V73H97ZM260 71L262 72L261 76H260ZM88 73H90V74H88ZM144 73H146V74H144ZM22 74L25 77H23ZM43 74H45V75H43ZM88 75H90V76L92 75V77H90ZM86 76H88V77H86ZM31 77H33L34 79ZM35 77H36V79H35ZM37 77H38V79H37ZM39 77H41V78H39ZM47 77H49V79ZM46 79H48V80H46ZM240 80H241L242 84L239 83ZM50 81H51V83H50ZM48 83H50V84H48ZM103 83H104V86L106 88H102L99 91H95V93H94L95 97L93 100H88L87 102L81 104L82 107L77 108V110L73 112L74 114L71 113V114H73L72 122H75L74 124H77L75 129L77 128L80 131L82 129L83 136H85L86 140H88L89 143H91V144L96 143L95 142L96 139L93 141V138H96V136H97V138H99V136L101 137V135L103 134V133L98 134V132H96V130L94 128L96 124H98L100 126V128L103 126V125H101V122L99 121V119L100 118L103 119L104 116L98 115L99 112H101V114H102V112L106 108L105 104H106V106H108L106 110L113 112L114 111L113 106H115V105H114V102L112 103V100L116 99L118 94H119V93H117V94L111 95L110 93H107L108 88L112 87L113 84L110 85L106 81H104ZM36 84H37V86H35ZM43 85H45L46 87ZM39 86L44 88L42 90V92L41 91L38 92V90L40 89ZM54 94L55 95L57 94L58 97H64V101L61 104H59L58 99L55 101L56 97ZM215 95L220 96V98L216 101L217 105L213 100L210 99L211 96H215ZM97 97H102L103 100H105L103 105H100L99 102H97L98 101ZM21 98H23V97H21ZM252 98H253V100L255 99L254 97H252ZM263 98H264V95L260 94L257 99L263 100ZM90 99H92V98H90ZM24 100L25 99L23 98L22 101L19 103V106L22 105V103L24 105V102L26 101V100L25 101ZM174 103L172 102V104H174ZM177 105H171V106H174V109H176ZM22 107H23V109H26L29 106L24 105ZM261 107H264V106H261ZM31 108H33V107L30 106L28 108L29 111L26 109V111L30 115L33 114L34 116H38L40 114L39 112H34ZM52 110H54V111H52ZM97 111H99V112H97ZM149 114L151 116L152 112H150ZM175 115L176 114H174V116ZM249 115L252 116L251 120H248ZM79 116H80V118H79ZM164 116L168 117V115L165 112H164ZM27 117L28 118H26V120H27L26 122H29L30 127L33 128L34 127L33 125L37 123V127L36 128L34 127V130L32 131L33 136H34V134H36L37 130L41 129L45 125H46V127H45L46 132H50L51 130H53V137L54 138L51 140L50 144L48 145V151L46 153L47 154L46 156L47 157L52 156L51 159H53L56 156H59L58 160H60V161L62 160V162L69 161L67 159V154H65V153L61 154L60 153V147L57 146V144H55L57 135L58 134L60 135V132L62 129L57 124L56 125L54 124V121H53L54 117L48 118V120H47V118L42 119V120H38V121H35L33 123H31L29 120L32 117H29V115ZM49 119L51 120V122ZM55 119L57 120L56 117H55ZM80 120H82V121H80ZM47 126H49V127H47ZM84 127L87 129L86 130L83 129ZM88 127H89V129H88ZM92 128H94V131L92 130ZM206 130H207V128H206ZM236 131L238 133H235ZM89 132H91L92 134L94 133L95 136L88 135L89 136V138H88V136L86 134ZM184 133H185V137H183ZM115 134L118 135L117 131L115 132ZM109 135H111V132L106 133V136H109ZM60 138H61V136L59 137V139ZM66 138L68 139L67 146L68 147L70 146L69 148H72V143H69V141H71V140L68 137H66ZM183 139L186 141H184ZM114 140L120 141V138H116V137L115 138H109V141H114ZM198 141H199V143H198ZM196 142H197V145H196ZM233 142H238V143L243 142V144H237L235 148L236 149L238 148V149L236 150V149L231 148L229 146V144H231ZM199 144L205 145V147L210 146L211 148H213V147L214 148L227 147V149H229V155H230V161H228V162L231 166L233 165V167L235 168V173L232 171L230 173V171H229L230 168H228V167H222L219 170L218 169L217 170L212 169L211 167H209V169L207 168L203 171L202 167L200 169V167L196 166V164H198L199 161L196 160V161H194L196 163H194L193 160L197 159V157L195 158V155H196V152L198 151L197 148H198ZM53 145H55V146H53ZM226 145H228V146H226ZM257 146H259V147H257ZM246 147H247V150H246ZM57 148H59V149H57ZM189 148H191V149H189ZM230 148H231V150H230ZM194 150H197V151L195 152ZM235 150H236V152L234 153ZM71 151H72V153L76 152L75 145L73 146ZM232 151H233V153H232ZM57 152H59L60 154L59 153L56 154ZM4 153L7 154L8 156L5 157ZM4 153L2 154L4 156L3 161H5L6 163H8L9 161H11V162L14 161L13 163L17 164V161H16V156L18 158L17 154H15L13 152H9V151H6V152L4 151ZM246 154H247V158H246ZM61 155H63L62 158H60ZM94 156H96V155H94ZM114 157L115 156H113V158ZM245 159H251V163H253L254 167H260V169H261V167L263 168V169H261L262 177L260 179L257 178V180H259L262 183V185H260L256 188L248 185L246 175L248 177L249 175H251L252 172L249 171V164H250L249 162L247 164L248 166L246 167ZM46 160H49V158ZM242 161H244V162H242ZM94 162L95 161L93 160V163ZM181 162H183V158H182ZM243 163H244V165H243ZM135 167H137V166H135ZM135 167L132 166L129 168L130 170H133V172L130 171L129 173L133 174V175H131L130 178L132 179V177H133L134 180H135V178H137V169ZM187 167H190V168H188L189 170L187 169ZM224 168H226V169H224ZM170 169L173 171H170ZM241 169H243V170H241ZM163 170L165 172H162ZM168 170H169V172H168ZM197 170H198L199 174H201V175H199V174L195 175L194 174V172L198 173ZM222 170H223V172H222ZM213 171H215V173ZM227 171H229V172L227 173ZM161 172L163 174H166L165 176L169 177V178H166L165 176H163L161 174ZM205 172H207L206 175H205ZM224 172H226V173H224ZM43 173H46V169H43V171L41 170L40 176L36 180L37 189H35V193H36L37 197L39 196L38 187H39V190L45 189V191L48 193L50 191H52L50 186L47 184H44L43 186H41L42 183H45V181L43 180V175H44ZM101 173L106 174L107 172L102 169ZM190 173L191 174L193 173V174L191 175ZM240 173H241V175H240ZM231 174H232V176H231ZM225 177H226V179H225ZM0 180H1V177H0ZM181 183H186V187L190 186V188L189 189L186 187L180 188ZM63 184L64 185L62 187H66L67 184H65L64 182H63ZM129 185H127L128 188L126 189L125 192L129 193V194L131 193V195L133 194L132 196L134 198H136V196L138 195L137 186L134 187V189H133L131 184H129ZM70 187H71V185H70ZM225 187H229L230 189H232V192L225 194L224 193ZM142 188H144V187L142 186ZM4 189H5V187H4ZM132 190H133V192H132ZM0 191H3L2 185H0ZM134 191H135V194H134ZM160 191H162L163 193ZM9 192L10 191L8 188V190L5 191L4 193L8 194ZM48 193H47V195H48ZM61 196L63 199L62 194H61ZM75 196L77 197V194ZM158 196H160V197H158ZM42 197H43V195H42ZM199 199H201V200H199ZM47 200H48L49 205H51L50 200L49 199H47ZM81 200H82L81 203H78V204H80L82 207L84 206V208H88V206H86V204L84 203L82 198H81ZM193 200H199L198 206L195 207V209L194 208L192 209V205H193L192 201ZM220 200H222V204L215 203V202L220 201ZM34 202H35V198L33 199V205H34ZM159 202H160V204H159ZM163 202L166 204L165 206H168L165 209L166 211L164 209H162V207H161L164 204ZM176 202H177V204H176ZM67 203H69V205H72L71 202L67 201ZM136 203L140 206V208L138 209L139 213H142L141 211H150L149 208L143 206V205H145V203L142 205L139 200H136ZM170 204H171V206L172 205L173 206L170 207L169 206ZM33 205H32L30 212L26 213L27 214L26 217L29 218V220L31 219V216L33 215V213H32ZM186 205H187V207H186ZM60 206L63 207V204H61ZM15 208H16L15 204L11 203V209H15ZM41 209H42V206L40 209L37 210L36 213L38 214L41 211ZM185 213L183 212V215H180V219H178V220L180 221V225H182L183 227L185 226L184 232H187L185 235L186 237L184 238V239H186L185 242L188 241V238L190 237L191 239L189 238L188 243L190 242L192 244L194 242L195 245L190 246V247L194 248L197 245L196 241H199L200 237H198L197 234L194 235L195 237L191 236L192 234H189L192 226L189 224L188 221H190L191 216L189 219L187 218L189 216H187L185 218L184 217ZM258 213H259V215H257ZM97 214H98V216H100V218H102V216L99 213H97ZM183 218H185L188 221H186L185 219L183 220ZM193 219H196V218L194 217ZM229 220H231L230 224H231L232 228L230 227L227 232H229V231L235 232L237 229H240L239 227L236 226V224L234 223V221L231 218H229ZM249 222H250V224H248ZM183 223H185L186 225H184ZM166 224H168V223H166ZM195 224H197V221H195ZM195 224H193V225H195ZM175 226H177V224H175ZM188 227H190V228L188 229ZM209 232H211L214 236L221 235L220 233L217 234V230L214 233L212 230H209ZM134 235H136V233H134ZM263 235H264V228H263ZM192 238H195V241ZM228 240H230V241L228 242ZM222 244L223 245L227 244L228 250H227V252L225 251L226 254L224 256H221V255L218 256V254H216L218 262H224L226 264H230L235 256H241V260L246 264H264V257L262 259H256L260 255L264 254L263 253V251H264V236H262V235H255L254 237H253V235H251V236L247 235L245 239L241 238V237H236L233 239H225L224 237H222ZM202 245H205L203 240H202V242H200L197 245V248H200ZM187 247H188V245H187ZM190 247H189V249H191ZM202 250H203V248L197 249V260L200 264L202 263V260L200 258V251H202ZM236 264H239V263H236Z\"/></svg>", "mask_w": 264, "mask_h": 264}, {"label": "clouds", "instance_id": "9594fccd", "mask_svg": "<svg viewBox=\"0 0 264 264\" xmlns=\"http://www.w3.org/2000/svg\"><path fill=\"white\" fill-rule=\"evenodd\" d=\"M229 134V129L224 121H213L208 125L206 135L217 147L222 146Z\"/></svg>", "mask_w": 264, "mask_h": 264}]
</instances>
